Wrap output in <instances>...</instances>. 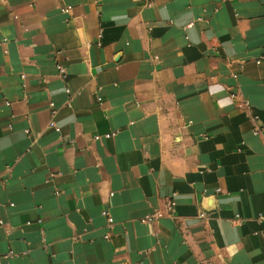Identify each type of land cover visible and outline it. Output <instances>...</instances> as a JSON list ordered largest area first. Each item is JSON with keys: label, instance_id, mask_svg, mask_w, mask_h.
Segmentation results:
<instances>
[{"label": "crops", "instance_id": "1", "mask_svg": "<svg viewBox=\"0 0 264 264\" xmlns=\"http://www.w3.org/2000/svg\"><path fill=\"white\" fill-rule=\"evenodd\" d=\"M0 220V264H264V0H0Z\"/></svg>", "mask_w": 264, "mask_h": 264}, {"label": "built area", "instance_id": "2", "mask_svg": "<svg viewBox=\"0 0 264 264\" xmlns=\"http://www.w3.org/2000/svg\"><path fill=\"white\" fill-rule=\"evenodd\" d=\"M68 10H69V7L61 8V11H63V12H67ZM256 62H259V61H256ZM58 71H59V74L63 78H65V76H66L65 72L60 66H58ZM65 92L68 94V93H70V90L68 88H65ZM230 97L234 98V97H236V95L234 93H231ZM98 100L100 101L101 98L98 97ZM50 105H51V115H54L55 114V108L53 106V103H51ZM239 105L242 106V107L248 108V107H250V102H249V100L247 98L242 97L240 99V104ZM251 120L253 121V124H254L253 127H252V133L254 135H258L262 131L263 126L258 124V116L257 115H255V114L252 115L251 116ZM49 126L54 128L56 131H59V128L55 124V122L53 121V118L49 121ZM114 134H115V132H111V133L109 132V133H106V134H103V135H96L95 139H99L101 137L110 138V137L114 136ZM10 205H12V204H10ZM171 208H172V202L168 201L167 202V209L170 210ZM101 214L106 217V227H107V229H110L112 227V225H113V218H112L111 214L109 213L108 210H102ZM204 216H205V213L204 212H200L199 217H204ZM1 223H2V221L0 220V224ZM104 237L107 238V235H105Z\"/></svg>", "mask_w": 264, "mask_h": 264}]
</instances>
